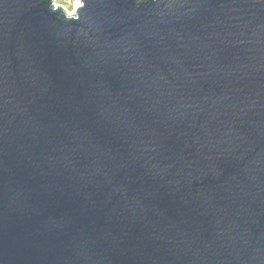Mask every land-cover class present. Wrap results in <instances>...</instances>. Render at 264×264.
I'll return each mask as SVG.
<instances>
[{
  "label": "water",
  "instance_id": "1",
  "mask_svg": "<svg viewBox=\"0 0 264 264\" xmlns=\"http://www.w3.org/2000/svg\"><path fill=\"white\" fill-rule=\"evenodd\" d=\"M0 0V264H264V0Z\"/></svg>",
  "mask_w": 264,
  "mask_h": 264
},
{
  "label": "built area",
  "instance_id": "2",
  "mask_svg": "<svg viewBox=\"0 0 264 264\" xmlns=\"http://www.w3.org/2000/svg\"><path fill=\"white\" fill-rule=\"evenodd\" d=\"M54 6H60L68 14H72L79 4L77 0H52Z\"/></svg>",
  "mask_w": 264,
  "mask_h": 264
}]
</instances>
